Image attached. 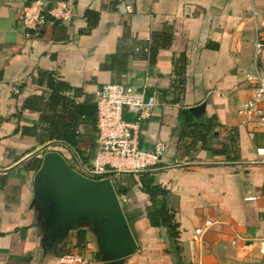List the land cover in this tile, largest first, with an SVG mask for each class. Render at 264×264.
<instances>
[{
    "label": "crops",
    "instance_id": "crops-1",
    "mask_svg": "<svg viewBox=\"0 0 264 264\" xmlns=\"http://www.w3.org/2000/svg\"><path fill=\"white\" fill-rule=\"evenodd\" d=\"M32 1L0 0V264H61L60 257L70 252L84 254L90 264H260L264 127L245 123L239 106L250 95L249 75L256 68L264 73V48L256 56L255 47L257 36L264 40V0H68L69 20L48 14L40 30L28 36L21 13ZM88 9L99 11L100 19L86 32ZM164 31L172 41L159 48L154 61L136 50L153 32ZM121 39L124 50L133 53L123 73L108 61ZM182 56L187 59L183 75ZM40 71L55 72L94 96L104 84L123 80L154 98L152 114L140 122V142L145 148L166 144L162 161L150 170L170 191L180 251L165 227L150 223L149 196L135 183L138 172L129 170L116 176L134 173L123 175L131 189L120 196L137 241L132 254L122 263L103 260L89 224L70 229L55 248L48 243L34 191L43 144L23 133L40 112L20 113L29 95L46 90L37 81ZM201 104L205 108L196 116L190 108ZM124 115L136 119L129 108ZM200 120L213 124L204 138L194 128ZM52 145L72 165L80 164L70 146ZM206 219L212 225L197 234ZM80 230L86 231L81 244Z\"/></svg>",
    "mask_w": 264,
    "mask_h": 264
},
{
    "label": "trees",
    "instance_id": "trees-1",
    "mask_svg": "<svg viewBox=\"0 0 264 264\" xmlns=\"http://www.w3.org/2000/svg\"><path fill=\"white\" fill-rule=\"evenodd\" d=\"M88 19L86 32L92 30L100 19V12L88 9L85 13ZM50 16H48L49 18ZM122 40V39H121ZM120 40V50L117 53L108 56L111 69L120 73L125 72L127 68V57L132 52L124 50ZM172 35L169 32H153L149 40H143L144 44L140 49L150 56L154 61L159 48L168 47L171 44ZM182 65L180 74L183 75L186 68V57L182 56ZM38 83L44 85L46 90L41 94L29 95L20 109H33L40 112L37 123L31 126H24L23 133L36 137L39 144H45L52 140L65 142L76 151L80 161L87 166L92 164L95 152L98 147V105L94 95L87 94L83 88L72 86L67 81L59 78L55 72L40 71ZM119 81V80H118ZM84 97L83 100H79ZM20 115V114H19ZM125 117V115H124ZM126 118V117H125ZM82 127L86 130L83 131ZM200 128L203 138L213 130L211 121H199L194 128ZM39 160L35 166L37 170L41 165ZM108 174L116 185L119 196L125 195L131 189V185L123 183V175L134 177L133 172ZM141 188L149 196L150 205L147 208V216L153 226L165 227L169 238L175 245L176 250L180 251L179 245V223L176 220L175 211L168 204L170 191L167 187L157 182L156 171L146 169L138 172ZM80 244L86 240V231H79ZM62 254V253H61Z\"/></svg>",
    "mask_w": 264,
    "mask_h": 264
},
{
    "label": "built area",
    "instance_id": "built-area-1",
    "mask_svg": "<svg viewBox=\"0 0 264 264\" xmlns=\"http://www.w3.org/2000/svg\"><path fill=\"white\" fill-rule=\"evenodd\" d=\"M48 14L55 19L69 20L72 16V2L34 0L26 5L21 13L26 34L31 36L38 32ZM255 47L258 56L264 48V40L260 35L257 36ZM248 78L252 83L250 95L241 102L239 113L245 123L264 127V73L256 68L255 74ZM95 99L98 105V147L90 166L80 162L76 167L89 177L111 178L108 174L126 170L139 172L158 166L166 144L158 141L153 148H145L140 142V122L152 114L154 98H147L143 90L119 80L104 84L96 92ZM126 108L136 112V119L128 120L124 117ZM212 223V220L206 219L205 226L196 228V233L202 234ZM261 243L263 255L260 264H264V236ZM60 261L61 264L91 263L87 256L79 252L65 253Z\"/></svg>",
    "mask_w": 264,
    "mask_h": 264
},
{
    "label": "water",
    "instance_id": "water-1",
    "mask_svg": "<svg viewBox=\"0 0 264 264\" xmlns=\"http://www.w3.org/2000/svg\"><path fill=\"white\" fill-rule=\"evenodd\" d=\"M204 108L201 104L190 110L200 116ZM54 143L66 144L52 140L37 151ZM34 191L52 247H57L70 229L89 224L99 239L103 260L122 263L137 249L136 237L111 178L89 177L60 151L49 150L35 173Z\"/></svg>",
    "mask_w": 264,
    "mask_h": 264
},
{
    "label": "rangeland",
    "instance_id": "rangeland-1",
    "mask_svg": "<svg viewBox=\"0 0 264 264\" xmlns=\"http://www.w3.org/2000/svg\"><path fill=\"white\" fill-rule=\"evenodd\" d=\"M54 149V145H50L48 148H46L44 151H41V155H42V158H43V156H44V153L45 152H47V151H49V150H53ZM62 151V150H61ZM71 160V159H70ZM72 161V163L75 161V159L73 160H71Z\"/></svg>",
    "mask_w": 264,
    "mask_h": 264
}]
</instances>
